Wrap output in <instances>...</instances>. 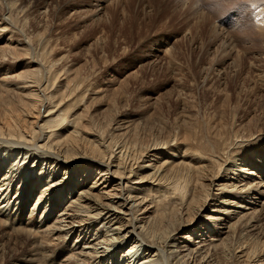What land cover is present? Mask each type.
Wrapping results in <instances>:
<instances>
[{
  "label": "bare ground",
  "instance_id": "obj_1",
  "mask_svg": "<svg viewBox=\"0 0 264 264\" xmlns=\"http://www.w3.org/2000/svg\"><path fill=\"white\" fill-rule=\"evenodd\" d=\"M241 1L264 38V0ZM12 22L0 17V35ZM11 35L0 46V226L33 227L23 230L45 264H264V127L252 128L251 117L229 134L216 105L194 147L182 99L176 129L145 139L129 113L103 119L83 108L78 70L36 57L5 68L8 53L26 46ZM75 95L82 112L70 114Z\"/></svg>",
  "mask_w": 264,
  "mask_h": 264
},
{
  "label": "rangeland",
  "instance_id": "obj_2",
  "mask_svg": "<svg viewBox=\"0 0 264 264\" xmlns=\"http://www.w3.org/2000/svg\"><path fill=\"white\" fill-rule=\"evenodd\" d=\"M227 1L0 0V17L9 16L14 25L13 34L0 35V46L11 42L5 38L9 34L26 44L16 55L8 53L3 65L17 69L36 57L58 69L78 70L77 76L83 80L78 90L83 92L76 93H83V108L88 112L106 119L116 110L120 115L129 113L132 121L140 123L137 126L143 134L148 133L145 139L156 132L164 136L168 129L174 131V124L186 118L184 123L191 122L192 131H197L195 142H191L200 147L205 140V123H212L216 105L220 115L222 110L226 112L220 118L224 116L222 123L229 121L225 123L229 134L234 124L251 117L252 128L264 127V38L253 29L249 8H237L246 3ZM9 3H16L15 7L9 9ZM222 36L224 48H231L229 57L220 44ZM222 94L227 96L222 99ZM182 99L193 115L178 121ZM75 106L69 113L82 112V106ZM157 125L166 128L163 133ZM14 227L0 226V264H45L38 239L23 230L34 228ZM75 237H67L64 246H71ZM59 248L52 247L50 254L55 260L60 256ZM32 258L38 261H25Z\"/></svg>",
  "mask_w": 264,
  "mask_h": 264
}]
</instances>
